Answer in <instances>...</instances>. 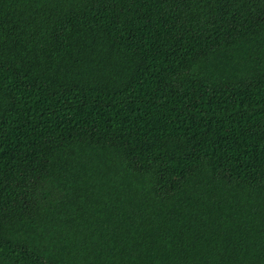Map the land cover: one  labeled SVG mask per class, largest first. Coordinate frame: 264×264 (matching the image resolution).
<instances>
[{"label": "trees", "instance_id": "1", "mask_svg": "<svg viewBox=\"0 0 264 264\" xmlns=\"http://www.w3.org/2000/svg\"><path fill=\"white\" fill-rule=\"evenodd\" d=\"M0 264H264V0H0Z\"/></svg>", "mask_w": 264, "mask_h": 264}]
</instances>
